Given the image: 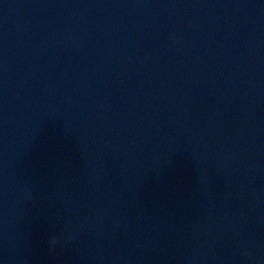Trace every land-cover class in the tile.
Returning a JSON list of instances; mask_svg holds the SVG:
<instances>
[{
    "label": "water",
    "instance_id": "water-1",
    "mask_svg": "<svg viewBox=\"0 0 264 264\" xmlns=\"http://www.w3.org/2000/svg\"><path fill=\"white\" fill-rule=\"evenodd\" d=\"M0 264H264V0H0Z\"/></svg>",
    "mask_w": 264,
    "mask_h": 264
}]
</instances>
